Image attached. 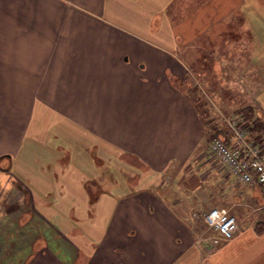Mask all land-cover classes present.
Segmentation results:
<instances>
[{
	"label": "crops",
	"instance_id": "obj_1",
	"mask_svg": "<svg viewBox=\"0 0 264 264\" xmlns=\"http://www.w3.org/2000/svg\"><path fill=\"white\" fill-rule=\"evenodd\" d=\"M143 4L0 0V264H264L263 229L242 224L203 244L160 187L171 165L208 148L199 112L176 86L191 76L178 56L188 61L189 44L223 19L222 2L178 21ZM36 104L57 142L21 155ZM230 195L218 208L243 216L248 194Z\"/></svg>",
	"mask_w": 264,
	"mask_h": 264
},
{
	"label": "rangeland",
	"instance_id": "obj_2",
	"mask_svg": "<svg viewBox=\"0 0 264 264\" xmlns=\"http://www.w3.org/2000/svg\"><path fill=\"white\" fill-rule=\"evenodd\" d=\"M142 2L146 8L153 6L161 9V14L170 15L172 21L187 18L199 8L205 11L207 6L206 13H209L213 2L218 6L222 2L223 12L220 15H224L223 19L209 23L207 28L206 26L203 28L204 32L189 44L193 55L188 61L182 54L178 56L187 65L191 76L183 80L178 79L176 86L185 90L193 104L198 107L208 143L213 136L224 130H231L234 134L237 131L239 135L249 139L252 120H245L240 110L250 108L255 116L264 119V0H142ZM239 5L241 6L237 8ZM36 105L37 113L34 114L27 133H21V141L18 142V148L22 150L21 155L38 146H51L57 142V138L50 135V129L55 121L40 115L41 105ZM35 129L38 130L36 132L38 135L32 132ZM62 129L63 126H59L58 130ZM214 158L207 148L204 152L196 151L187 163L171 165L161 176L160 187L165 201L172 205L173 208L170 207L175 213H180L184 218L189 217L191 226L198 234V240L204 244L203 239L209 237L212 232L207 228L203 214L212 207L229 205L232 202L230 195L232 187V192L239 191L243 196L255 195H252V198L246 196L241 202L245 206L243 216L235 215L239 229L242 224L243 227L252 224L256 230H264V189L238 184L236 189L234 187L236 184L233 185L229 180V171ZM222 170L224 173H221ZM219 174H223L225 179L223 182L218 181ZM69 201L64 200L66 208L72 206ZM37 202L48 206L57 203L56 199H42ZM83 202L85 201H81L82 205ZM89 202L92 204L93 199ZM174 204L178 206H173ZM85 206L88 207V204L83 205ZM187 210L188 215L183 212ZM84 211H87L86 207ZM68 216L64 218L70 219ZM54 217L59 220V216ZM87 226L85 224V228ZM82 243L84 244L81 249L87 255L86 249H89L90 243Z\"/></svg>",
	"mask_w": 264,
	"mask_h": 264
},
{
	"label": "built area",
	"instance_id": "obj_3",
	"mask_svg": "<svg viewBox=\"0 0 264 264\" xmlns=\"http://www.w3.org/2000/svg\"><path fill=\"white\" fill-rule=\"evenodd\" d=\"M232 144L220 136L209 142L210 153L227 168L235 181L243 186H264V146L255 140L244 138L235 131ZM207 228L215 232L203 242L218 245L230 239L238 230V222L227 210L212 207L203 215Z\"/></svg>",
	"mask_w": 264,
	"mask_h": 264
},
{
	"label": "trees",
	"instance_id": "obj_4",
	"mask_svg": "<svg viewBox=\"0 0 264 264\" xmlns=\"http://www.w3.org/2000/svg\"><path fill=\"white\" fill-rule=\"evenodd\" d=\"M183 80V79H182ZM196 110L198 111V107H196ZM245 110V111H244ZM199 112V111H198ZM241 115L245 117L244 119L246 120H252L251 125H250V135L251 137L249 139L255 140L256 142L261 143L264 146V119H261L260 116H255L253 113V110L243 108L240 110ZM220 132H218L216 135H219ZM256 187L264 189V186L261 184H256Z\"/></svg>",
	"mask_w": 264,
	"mask_h": 264
}]
</instances>
